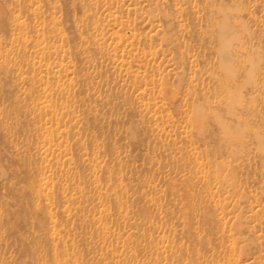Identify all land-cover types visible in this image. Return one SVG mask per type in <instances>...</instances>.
I'll list each match as a JSON object with an SVG mask.
<instances>
[{
  "label": "rangeland",
  "instance_id": "rangeland-1",
  "mask_svg": "<svg viewBox=\"0 0 264 264\" xmlns=\"http://www.w3.org/2000/svg\"><path fill=\"white\" fill-rule=\"evenodd\" d=\"M0 264H264V0H0Z\"/></svg>",
  "mask_w": 264,
  "mask_h": 264
}]
</instances>
